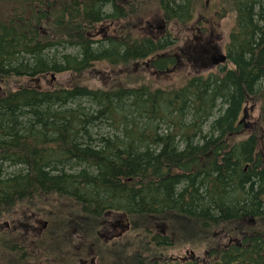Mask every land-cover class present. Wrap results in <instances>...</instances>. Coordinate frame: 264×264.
<instances>
[{
	"label": "trees",
	"instance_id": "16d2710c",
	"mask_svg": "<svg viewBox=\"0 0 264 264\" xmlns=\"http://www.w3.org/2000/svg\"><path fill=\"white\" fill-rule=\"evenodd\" d=\"M169 25L185 61L213 46L225 65L165 88L29 86L103 63L162 75L179 59ZM262 84L264 0H0V221L28 230L41 202L72 209L39 237L67 255L28 231L17 260L0 237V264H264L260 143L236 126Z\"/></svg>",
	"mask_w": 264,
	"mask_h": 264
},
{
	"label": "rangeland",
	"instance_id": "374dc122",
	"mask_svg": "<svg viewBox=\"0 0 264 264\" xmlns=\"http://www.w3.org/2000/svg\"><path fill=\"white\" fill-rule=\"evenodd\" d=\"M229 15V14H228ZM223 22V30L228 32L227 30L230 29L232 26V18L229 16L225 21L222 20L221 23ZM168 32L169 34H172L171 37L172 39H175V42L173 44V48L168 52V53H173L171 55L172 57L174 55H179V61L175 62V65L172 66L168 70V72L163 73L162 75H156V77L153 75L151 71L152 69L149 70V68L145 67L144 64L140 65H134L129 68V70H124L121 67H116L115 70H111V67H109L106 64H99L96 65L92 70L88 71L87 73L82 74L81 76L77 75H70V74H63V75H49L46 76L41 80H44L42 83L38 82L35 83L34 81L28 82L30 83L29 86H36L37 88H44V89H52V88H57V87H72L73 85H80V86H86L88 88H102V87H110V86H135L139 85L140 83L149 85L151 87H161L165 88L166 86L171 87V86H179L182 83L185 82V80L194 74L196 71L202 70L204 74L210 73V72H217L218 68L211 67L210 64L208 65H199V64H194L193 66L190 61L186 60V56H182L180 53V47L183 43L184 36H181L182 31L176 28L175 26L169 25L168 26ZM215 36L222 37V35H219V33L222 31L217 30L215 31ZM226 32L223 35V47L226 42ZM201 39H205V36H201ZM224 53V52H223ZM185 61V62H184ZM197 66V67H196ZM228 67V66H227ZM144 70H143V69ZM39 79V78H38ZM26 83V85L28 84ZM25 84L24 82L21 81H16V82H11L9 89L15 90ZM6 86V85H5ZM4 86V87H5ZM250 105H253V111L252 113H248V119L244 124H249L254 121H257L259 116H262L264 119V103H263V98L260 99V102L258 103H249ZM258 125H261L262 131H261V136H260V141H261V147L260 151L262 154H264V122L260 121ZM251 130V129H250ZM246 131L245 135H248L249 132L251 131ZM243 136H238V139H243ZM263 156V155H262ZM38 211L39 215L37 218H35L33 221H29V227H26L28 230L22 229V227H17L14 228L12 222L14 220H17L18 218H5L0 221V237L2 239L8 238L9 236L12 237L13 243H10L9 241H6V245H13L14 250L11 251L8 249L7 251L4 250V252L8 255H12L15 257V259H19L21 256L22 251H24V244H21V240L25 236V234L29 231L30 232V237L33 240V248L36 250L42 249L44 246L48 247L51 250V254L49 256L55 258L57 257V254L59 252L63 251L65 255H67V250L70 246H62L59 248V241L57 243L58 238L54 241L55 245L54 247H50L48 245V241L50 236L48 232H46V236H44V240L42 241L41 235L44 232L43 226L46 225V230L47 227L51 226L53 230L59 229L60 226L58 224V218H62L64 216H70L72 209H71V204L69 202H62L61 204H56L53 201H47V202H41L38 205ZM59 208L62 210L60 213L62 216H59ZM26 211H24L25 213ZM115 233L117 235L122 234L125 229L129 228V225L127 224H122L119 225L118 223L115 224ZM21 234H24V236H20ZM36 234L39 238L38 241H36ZM112 238L109 234H107L106 237H104L105 240H108ZM112 241V240H111ZM4 242V241H3ZM109 243V242H108ZM112 243V242H111ZM0 245H1V239H0ZM110 245V243H109ZM34 253V252H33ZM52 261V260H51ZM17 262V261H11ZM12 263H2V264H12Z\"/></svg>",
	"mask_w": 264,
	"mask_h": 264
},
{
	"label": "flooded vegetation",
	"instance_id": "af4514ba",
	"mask_svg": "<svg viewBox=\"0 0 264 264\" xmlns=\"http://www.w3.org/2000/svg\"><path fill=\"white\" fill-rule=\"evenodd\" d=\"M186 53H190L191 54L190 57H194V55L192 54V52L190 50L188 52H186ZM218 55H219L218 52L212 46V47H210V50L205 49V52L203 53L204 60H198L197 61V59L194 57V61H196L197 64H199L200 66L204 65V64H210L212 66ZM176 60H177V62L179 61L178 57H176ZM218 70H219V68H218ZM263 89H264V84H262V86H261V91L263 93L262 96H261V99L263 98V103H264V90ZM253 108H254V106L250 105L248 102L244 104V107H243V109L241 111V115L239 116V118L237 120L236 126H237V128H239V131H240L238 136H243L242 137L243 139L247 138V137H249L251 135L252 136H256L259 139L260 146L258 148V153L260 154L261 166H263L264 165V154H262L261 151H260V147H261L260 136H261L262 128H261V125H258V123L260 121L264 122V119L262 118V116H259L257 121L252 122V124L251 123L244 124L246 122V120L248 119V117H249L248 113H252ZM244 109H246V112H245ZM244 112L246 114H244ZM249 130L251 132H249L248 135H245V132L249 131ZM247 167H248V164L245 165V168L243 169L244 172L247 170ZM119 225H120V223H119Z\"/></svg>",
	"mask_w": 264,
	"mask_h": 264
},
{
	"label": "water",
	"instance_id": "95a60500",
	"mask_svg": "<svg viewBox=\"0 0 264 264\" xmlns=\"http://www.w3.org/2000/svg\"><path fill=\"white\" fill-rule=\"evenodd\" d=\"M226 61V56L225 55H221L219 56L216 61L214 62L215 65H219L222 64Z\"/></svg>",
	"mask_w": 264,
	"mask_h": 264
},
{
	"label": "bare ground",
	"instance_id": "6f19581e",
	"mask_svg": "<svg viewBox=\"0 0 264 264\" xmlns=\"http://www.w3.org/2000/svg\"><path fill=\"white\" fill-rule=\"evenodd\" d=\"M13 135V134H12Z\"/></svg>",
	"mask_w": 264,
	"mask_h": 264
}]
</instances>
